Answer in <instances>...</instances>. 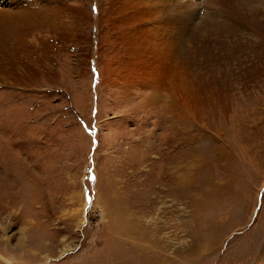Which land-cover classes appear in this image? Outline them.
<instances>
[{"label":"rangeland","instance_id":"1","mask_svg":"<svg viewBox=\"0 0 264 264\" xmlns=\"http://www.w3.org/2000/svg\"><path fill=\"white\" fill-rule=\"evenodd\" d=\"M14 1L0 264H264V0Z\"/></svg>","mask_w":264,"mask_h":264},{"label":"bare ground","instance_id":"2","mask_svg":"<svg viewBox=\"0 0 264 264\" xmlns=\"http://www.w3.org/2000/svg\"><path fill=\"white\" fill-rule=\"evenodd\" d=\"M17 1H14L12 3H16ZM11 3V4H12ZM15 5V4H14ZM17 6V5H16ZM14 6V8L16 7ZM18 7V6H17ZM18 9V8H17ZM2 10V9H1ZM10 15V13L8 12ZM46 51V50H45ZM29 54V53H28ZM39 56L44 57L45 54H41ZM27 68H24L22 74L24 75L27 73ZM28 74V73H27ZM29 75V74H28ZM12 78V82H15L16 78L14 76H10ZM23 77V76H22ZM25 78L21 81H23V84L25 86H28L27 84L30 82L29 78H26L27 76H24ZM32 77V76H31ZM30 77V78H31ZM20 79V78H19ZM18 86V83H16ZM23 87V86H22ZM119 227L115 226L114 230H118ZM131 235V234H130ZM134 239V238H133ZM137 242V241H136ZM205 242V241H204ZM142 243V242H141ZM141 245V244H140ZM144 245V244H143ZM204 247V246H203ZM202 248V247H201ZM109 252H111L110 257L108 258V261L112 259L113 261L120 260L122 258H126L129 261L136 263V264H158L159 261L157 258H153L146 252V248L139 247L137 245H134L130 239H129V233L125 232V229H122L121 232H115L114 239L112 245L110 244ZM152 257L153 260L150 258ZM161 260L163 257H159ZM163 264V263H160Z\"/></svg>","mask_w":264,"mask_h":264}]
</instances>
